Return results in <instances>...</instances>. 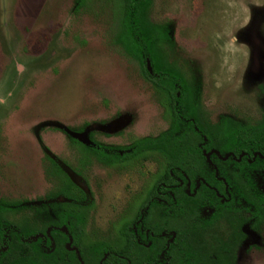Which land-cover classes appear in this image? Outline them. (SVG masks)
I'll return each mask as SVG.
<instances>
[{
  "label": "rangeland",
  "instance_id": "rangeland-1",
  "mask_svg": "<svg viewBox=\"0 0 264 264\" xmlns=\"http://www.w3.org/2000/svg\"><path fill=\"white\" fill-rule=\"evenodd\" d=\"M118 2L87 0L76 9L75 0H0V197L29 207L7 218L40 221L35 208L46 206L51 215L50 203L69 202L47 199L66 186L48 175L50 157L76 187L72 193L83 196L77 206L86 221L84 241L114 247L163 161L149 154L105 164L89 148L95 141L127 146L168 126L155 89L112 42ZM150 18L168 25L201 82L211 121L260 117L264 0H152ZM244 232L235 264H264V224Z\"/></svg>",
  "mask_w": 264,
  "mask_h": 264
},
{
  "label": "trees",
  "instance_id": "trees-1",
  "mask_svg": "<svg viewBox=\"0 0 264 264\" xmlns=\"http://www.w3.org/2000/svg\"><path fill=\"white\" fill-rule=\"evenodd\" d=\"M75 2L76 9L87 5V0ZM151 5L152 0H120L112 42L155 89L168 126L127 146L95 141L89 148L105 164L160 156L163 167L146 200L120 226L119 245L86 243V221L77 206L83 196L72 193L74 184L47 157L48 175L66 184L47 199L63 196L69 202L50 203L51 215L46 206H32L30 210L41 211L42 220L30 216L29 222L24 217L16 222L7 215L29 207L0 197V264H235L244 229L262 228L264 106L252 123L228 115L211 121L200 80L180 57L168 25L151 20ZM215 237L221 242H214ZM200 239L209 243L199 244Z\"/></svg>",
  "mask_w": 264,
  "mask_h": 264
},
{
  "label": "water",
  "instance_id": "water-1",
  "mask_svg": "<svg viewBox=\"0 0 264 264\" xmlns=\"http://www.w3.org/2000/svg\"><path fill=\"white\" fill-rule=\"evenodd\" d=\"M64 229V228H63ZM68 248H69V246H68ZM107 256V254H105V256L104 257H106ZM79 260L81 261V258L79 257ZM81 264H83V262L81 261ZM101 264V263H100Z\"/></svg>",
  "mask_w": 264,
  "mask_h": 264
}]
</instances>
